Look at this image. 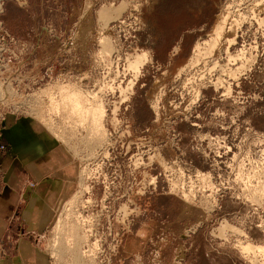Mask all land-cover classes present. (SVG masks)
Returning <instances> with one entry per match:
<instances>
[{
	"label": "rangeland",
	"instance_id": "obj_1",
	"mask_svg": "<svg viewBox=\"0 0 264 264\" xmlns=\"http://www.w3.org/2000/svg\"><path fill=\"white\" fill-rule=\"evenodd\" d=\"M78 2L0 0V127L23 119L41 149L73 168L37 253L45 264H263L240 243L264 249V24L245 22L237 32L230 53L244 48L251 59L230 77L238 66L225 53L191 67L186 60L215 16L239 0ZM128 8L135 21L112 26ZM143 51L135 78L126 59ZM67 84L101 102L104 134H90L88 121L77 125L63 105L51 109L47 96L59 99ZM73 212L92 217L86 240ZM149 222L169 223L170 231L161 229L150 247L144 242L140 256H126L123 239Z\"/></svg>",
	"mask_w": 264,
	"mask_h": 264
},
{
	"label": "crops",
	"instance_id": "obj_2",
	"mask_svg": "<svg viewBox=\"0 0 264 264\" xmlns=\"http://www.w3.org/2000/svg\"><path fill=\"white\" fill-rule=\"evenodd\" d=\"M86 1L79 0L78 5L82 7ZM12 121L0 127V138L8 148L0 159V247L7 251L0 264H45L36 246L57 201L73 184V168L57 160L51 149H41L36 130L29 127L25 133L23 119ZM169 226L138 224L123 239L126 256H140L144 242L148 247L158 243L154 237L161 229L170 231Z\"/></svg>",
	"mask_w": 264,
	"mask_h": 264
},
{
	"label": "bare ground",
	"instance_id": "obj_3",
	"mask_svg": "<svg viewBox=\"0 0 264 264\" xmlns=\"http://www.w3.org/2000/svg\"><path fill=\"white\" fill-rule=\"evenodd\" d=\"M239 1H240L238 3L239 5L236 4L238 6L233 11H230V9H229L230 6L228 5L226 8L222 9L215 16L216 18H215V20L211 26V29L205 35V38H203L201 41L195 42V44L192 46L191 54L186 60V64L188 66L191 67L192 65H196L199 62V60H202V58H204L206 56H210V55L214 54L216 56V59H217V58L221 57L222 53H225V54H227V56H226L227 62L232 63V66L233 65L238 66L235 69L229 68V70H228L229 76L235 77L245 67L244 64L250 61L249 59H251V54H249V56H247V52H245L244 48L238 49L237 52L233 53V54L230 53V48L232 45H234L236 43L235 38H236L237 32L242 28V25L245 22L254 21L258 25L264 24V16H263L264 0H254L251 3L249 1L248 2V4L250 3L249 7L247 6V3H246V6H245L243 11L240 8V4H242V3L245 4V2L248 0H239ZM109 14L110 13L106 12L105 10H101V13L99 16H102L105 19H107V18L111 17V16H109ZM101 42H103V46L101 44V46L104 49L103 52H107V50H109V48H110L109 43H107L106 41H101ZM109 51H112V50H109ZM128 59H126L128 61L127 69L133 70L134 76L136 78L138 72L140 71V67L147 60V53L145 51H143L141 53L136 54L130 60H128ZM217 63H218V61L214 62V64H213L214 67L217 65ZM219 78H217L215 80L216 83H213V84H215V89H217L219 87V85H221L220 82H222V81ZM131 82H133V81H131ZM49 89H48V91H49ZM58 89L59 90L57 93H59V95H58L59 99H57L51 95L49 97L47 96V98L50 99V103L52 104V105H50L51 109H52V107H53V109H58L59 104H60V107H61V105H63L62 107H66L68 112H70L75 117L77 125L78 124L83 125L84 123H86L88 121L87 123L89 125H87V126H89L90 134H92V133L96 134L98 132H102V134H104V131H103L104 129H103V125H102L103 120L102 119H103V115H104L105 110H104V107L100 101H96V100H95V102H94V100L90 101V99L87 96L88 94H85L81 90H79L75 87H72L71 85H68V84L64 85V86L61 85L58 87ZM46 90H47V88H46ZM48 91H47V93L49 94ZM43 92H45V91H43ZM50 93H51V90H50ZM48 102L46 103V105H48ZM60 107H59V109H60ZM55 113H56V111H55ZM103 138L104 137H102V139ZM103 141H105V140H103ZM100 147H102V146H100ZM95 154H96V152H91L89 157L92 158ZM96 168H98V167H96ZM86 169L85 170L83 169L82 171L79 172L80 176H87L88 175V170H86ZM89 174H90V172H89ZM196 177H200L201 179H203L204 177H206V175L201 174V173H197ZM84 188H85V190H88V185L85 186ZM189 192H190V190H189ZM183 195H184V198H187L186 196L188 195V192L183 193ZM87 202H88V200H87ZM74 213H76L75 217H74L76 219L75 222H78L79 225L82 224L83 226L84 225L86 226L85 229L83 228L82 225L79 226L83 230L82 231L83 233L81 234V236L83 235V238L82 237L81 238L83 240H86L87 236L89 234L91 235V233H92V230H91L92 224H90V222H89L90 216L89 217L83 216L80 212H73V214ZM69 215L70 214L68 213V216ZM91 218L92 217H90V220H91ZM76 225L73 222L70 236L73 235L72 232L75 233L74 230L76 229L75 228ZM58 227H59L58 229L56 227V230L57 231L61 230L62 226L59 225ZM74 237L75 236H73L72 238H74ZM74 239H72V240H74ZM94 245H96V244L94 243ZM93 247L95 248V246H93ZM96 247H97V245H96ZM240 248L243 251V253L245 252L247 255H248V252H253L254 254L260 253V254H262L261 256H263V258H264L263 247L253 246L251 243L246 242V243H242V244L240 243ZM91 250L93 251V248ZM92 251H90V252H92ZM94 252H96V251H94ZM82 253L84 254L85 251L81 250V255L83 256ZM78 255H80V254H78ZM92 255H94V254H92ZM79 258L81 259V257H79ZM74 259H75V257H74ZM263 264H264V262H263Z\"/></svg>",
	"mask_w": 264,
	"mask_h": 264
},
{
	"label": "built area",
	"instance_id": "obj_4",
	"mask_svg": "<svg viewBox=\"0 0 264 264\" xmlns=\"http://www.w3.org/2000/svg\"><path fill=\"white\" fill-rule=\"evenodd\" d=\"M112 1H114V0H112ZM111 3H113V2H111ZM135 17H136V15L133 13L132 9L128 8L127 12L124 15H122L121 17H119L116 20V22L113 23L112 26H114L116 28H118V27L120 28V26L122 27L126 23L129 24L130 22H134L135 21ZM117 31L119 32L120 30H117ZM131 37H133V38H130L129 41H127V48H125L124 51L122 50L119 55L117 53L116 58L118 59V61L120 59L121 60L125 59L126 56L128 55V53L130 52V50L132 49L131 41H135L136 42L137 36H135L134 33L131 34ZM7 149H8L7 148V143L0 138V159H1L2 155H3V153L7 151ZM0 254H1V250H0Z\"/></svg>",
	"mask_w": 264,
	"mask_h": 264
}]
</instances>
